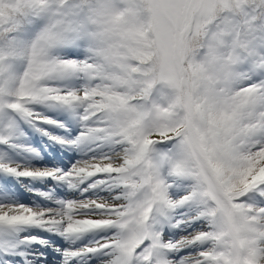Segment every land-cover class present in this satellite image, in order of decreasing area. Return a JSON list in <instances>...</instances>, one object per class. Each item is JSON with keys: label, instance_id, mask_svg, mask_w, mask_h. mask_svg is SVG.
<instances>
[{"label": "snow or ice", "instance_id": "snow-or-ice-1", "mask_svg": "<svg viewBox=\"0 0 264 264\" xmlns=\"http://www.w3.org/2000/svg\"><path fill=\"white\" fill-rule=\"evenodd\" d=\"M0 264H264V0H0Z\"/></svg>", "mask_w": 264, "mask_h": 264}]
</instances>
